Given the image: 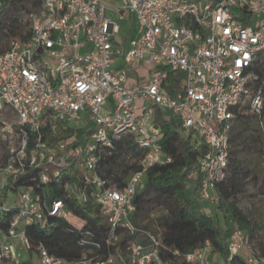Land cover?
Here are the masks:
<instances>
[{
	"label": "built area",
	"instance_id": "obj_1",
	"mask_svg": "<svg viewBox=\"0 0 264 264\" xmlns=\"http://www.w3.org/2000/svg\"><path fill=\"white\" fill-rule=\"evenodd\" d=\"M131 17L135 32L125 38L121 23ZM263 52L264 0H120L114 7L102 0H41L25 38L11 39L0 54V112L13 114L0 117V264H164L159 236L132 218L145 169L171 161L154 108L205 146L187 180L199 201L216 200L236 111L247 106L262 114L264 79L254 67ZM117 58L151 66L147 80L130 85ZM176 71L183 80L171 93ZM124 133L144 150L143 169L117 188L97 164L111 138ZM72 170L75 180L67 178ZM51 182L97 210L108 226L103 243L87 239L92 233L85 230L83 251L72 258L32 245L27 228L48 230L47 216L69 217L61 197H47ZM136 232L145 243L130 239ZM208 246L186 260L212 264ZM227 247L228 261L245 250L244 264H264L236 223Z\"/></svg>",
	"mask_w": 264,
	"mask_h": 264
},
{
	"label": "trees",
	"instance_id": "obj_2",
	"mask_svg": "<svg viewBox=\"0 0 264 264\" xmlns=\"http://www.w3.org/2000/svg\"><path fill=\"white\" fill-rule=\"evenodd\" d=\"M26 1L30 6L35 7V11L41 7V0ZM1 2L12 4L13 0H1ZM11 20L13 22L7 28L4 25L0 26L5 36L4 47L0 48V54L9 49L11 39L25 38L28 32L24 31L25 25L20 23L18 18L12 16ZM254 71L264 79V52L259 54ZM170 77L167 89L173 93L181 87L183 73L176 71L171 73ZM246 109L247 106H243L236 111L229 143L226 176L216 185L215 193L218 199L217 208L222 211L225 221L227 223L232 221L240 225L242 229H248L252 239L255 229L240 209L239 201L249 184L259 183L260 172L258 168L246 167L240 161L238 148L241 141L248 140L254 150L261 152L264 133L260 123L254 119L256 115L249 116L245 113ZM162 112L154 108L155 122L160 128V145L164 153L171 156V161L153 164L145 169L143 187L136 191L134 197L133 221L139 225L141 217L147 212L159 206H165L164 214L153 217L150 223L141 226L159 236L163 244L160 256L164 264H198L187 261L185 255L201 250L207 243L220 254L225 262L244 264L241 254L234 255L232 260L228 261L227 239L233 230L223 229L211 215L194 210L186 196V190L190 186L187 175L198 167L200 157L205 152V146L193 141L190 136L183 135L168 113L166 112L167 116H163ZM262 115H264V107ZM143 155L144 150L138 147L132 134L124 133L114 136L111 138V147L100 155L97 164L98 172L110 184L122 188L131 174L143 169ZM70 172L72 175L68 177L65 175V177L75 180L76 172L74 170ZM46 194L49 200L61 197L67 205L69 217L64 220L56 216H47L45 223L49 226L48 230L46 227L27 228V234L34 247L43 244L55 255L66 258L77 257L83 251L79 241L85 230H90L92 233L87 239L103 243L108 226L97 215L96 209L92 211L89 206L69 197L62 189L54 186L53 182L49 183ZM130 239L145 243L147 238L140 232H136ZM127 240L120 246L123 253L116 252L119 259L125 254ZM258 247L264 255V243L259 241Z\"/></svg>",
	"mask_w": 264,
	"mask_h": 264
},
{
	"label": "rangeland",
	"instance_id": "obj_3",
	"mask_svg": "<svg viewBox=\"0 0 264 264\" xmlns=\"http://www.w3.org/2000/svg\"><path fill=\"white\" fill-rule=\"evenodd\" d=\"M102 1L106 6L114 7L117 4V2H119L120 0H102ZM34 12H35V7L30 6V4L27 3L26 0H13L12 4L9 2L6 3L1 2L0 26L4 25L5 28H7L8 25L13 22V20H11V17L14 16L18 18V21L20 23L25 25L24 31L27 32L30 26L31 15ZM3 32H4L3 28L0 29V48L4 47L5 36ZM146 68L150 70L151 66H146ZM263 102H264V97H263ZM245 113L251 117L253 116L252 113L248 110V108L246 109ZM162 115L167 116V113L162 112ZM0 117L11 118L13 117V114L9 110L1 111ZM254 119L260 123L264 133V115H262L261 117L255 116ZM238 149H239L238 157L240 161L246 167L258 168L261 177V174L264 173V144H263V150L260 152L259 150H254L253 146L249 144V141L245 140V141H241ZM186 196L187 199L191 202V206L194 210H196L197 212L205 213L206 215L209 216L211 215L223 229L226 228H231L232 230L234 229L235 223L232 221L227 223L223 217L222 211L217 208L218 199L215 193L214 196H216V200L201 202L198 200L197 194L193 191V188L188 187L186 190ZM239 207L243 211V213L248 217L250 221V225L253 226L255 229V231H253L254 238L252 239L250 238L248 229L243 228L242 230L249 235L251 245L254 248H256L258 251H260L258 247V242L261 241L264 243V183H260V184L258 183L257 185L249 184L246 188L245 194L241 197L239 201ZM165 211L166 208L164 205L159 206L153 210H150L143 217H141V220L139 221L138 224L140 226L146 225L152 221L151 219L153 217L158 216L160 214H164ZM250 225L248 224V227H250ZM21 252L23 258H26L27 252L25 250H22ZM240 254L244 258H246L247 253L245 250H242ZM206 256L212 264H229L228 262H225L224 259L220 256V254L214 251L210 245L208 246V252Z\"/></svg>",
	"mask_w": 264,
	"mask_h": 264
},
{
	"label": "crops",
	"instance_id": "obj_4",
	"mask_svg": "<svg viewBox=\"0 0 264 264\" xmlns=\"http://www.w3.org/2000/svg\"><path fill=\"white\" fill-rule=\"evenodd\" d=\"M120 2V1H119ZM117 2V4L119 3ZM116 4V5H117ZM136 22L133 17L121 23V36L125 38L130 34L132 36L135 32ZM124 45H127V41H125ZM115 66L126 69V74L128 78V82L130 85L136 86L144 83L148 78V69L146 65L140 64L136 67H132L130 65H126L121 58H117L115 61ZM260 183H264V173L261 174Z\"/></svg>",
	"mask_w": 264,
	"mask_h": 264
}]
</instances>
